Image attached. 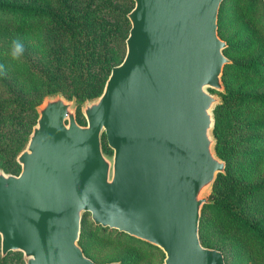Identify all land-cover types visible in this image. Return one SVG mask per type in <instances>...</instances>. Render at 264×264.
<instances>
[{"label":"water","instance_id":"95a60500","mask_svg":"<svg viewBox=\"0 0 264 264\" xmlns=\"http://www.w3.org/2000/svg\"><path fill=\"white\" fill-rule=\"evenodd\" d=\"M132 1L125 55L102 94L82 105L85 125L73 101L45 98L17 156L19 174L0 170L3 257L98 264L78 244L89 212L95 225L160 248L161 264H225L198 235L204 193L225 172L211 133L220 98L207 90L224 91L230 62L218 35L223 0Z\"/></svg>","mask_w":264,"mask_h":264},{"label":"rangeland","instance_id":"374dc122","mask_svg":"<svg viewBox=\"0 0 264 264\" xmlns=\"http://www.w3.org/2000/svg\"><path fill=\"white\" fill-rule=\"evenodd\" d=\"M15 1L47 7L56 13L60 9L59 0ZM68 3L82 18L91 19L87 39L82 35L70 40L64 36L55 37L51 31L54 17L31 19L32 29L24 31L5 26L8 16L0 14V170L6 174L17 175L21 170L13 144L36 124L38 112L35 106L43 103L45 88L58 87L59 94L73 101L76 110L78 108L79 124L85 125L82 106L77 107L76 98L70 97V91L87 90L97 85V77L101 78V73L102 77L110 73L107 67L103 69L105 61L117 65L125 55L126 46L121 36L125 34L127 25L121 24V16L133 7L132 0H68ZM12 20L9 18L8 21ZM217 24L219 37L229 45L224 53L229 63L234 62L233 66L228 63L229 66L224 68V80L231 89H238V94H264L263 1L223 0ZM17 42L23 46V52L14 56ZM49 49L59 51L61 58L55 59L56 52ZM81 49H85L86 53ZM254 64L253 71L251 68ZM58 65L67 70H82L84 76L79 82L68 85L62 79L58 82L37 74V68L52 74ZM7 84L21 94L22 100H27L25 111L7 103L10 101L9 92L5 90ZM207 90L220 98L212 109V115L215 129L220 133V159L225 162L224 174L227 173L231 180L242 186L264 180V105H250L260 115L250 114L247 106H238L235 100L223 103L219 91ZM252 123L257 128H253ZM220 185L227 188V184ZM211 189L204 193L207 202ZM262 203L264 193H258L244 199L238 211L250 221L262 220ZM203 207L199 224L200 243L204 247L220 250L226 264H249L242 248V236L236 228L219 218L210 208ZM78 244L96 263L124 261L123 264H161L164 258L163 251L157 246L116 229L95 225L89 212L82 214ZM0 264H25L23 253L10 251L3 257L0 250Z\"/></svg>","mask_w":264,"mask_h":264},{"label":"trees","instance_id":"16d2710c","mask_svg":"<svg viewBox=\"0 0 264 264\" xmlns=\"http://www.w3.org/2000/svg\"><path fill=\"white\" fill-rule=\"evenodd\" d=\"M58 4L60 6V9L59 11H57L58 13H56L52 11V9L47 7L24 4L22 2H16L15 0H0V14H4L8 16L7 20L5 21L6 22L5 26L21 29L24 31H28L32 29L31 19L34 18L48 19L49 17H54L53 25H51L52 26L51 31L53 32L55 37L64 36L70 40L72 38L78 39V37L82 35L84 39H87L88 35L86 34V32H88L87 29L91 25V19L82 18V15L79 14L78 12H75V9L72 7L71 3H68V0H59ZM128 12H126L121 16L122 19L121 24L127 25L125 34L121 36V41L124 43L127 38L128 31L130 29V22L127 18ZM79 16L82 19H80ZM9 18H13V20L8 21ZM87 42H91V40H87ZM227 46H229L228 43L225 49L223 50V53L226 51ZM49 50L50 52L55 51L54 49L52 50L49 49ZM81 52L86 53L85 49H81ZM55 54H56L54 55L55 59L61 58L59 56V51L56 52ZM229 64H226L224 68L229 66ZM233 65L234 62L231 64V66ZM113 66L115 65H111L109 64L108 61H105L103 69L107 67L106 69L111 71V68ZM254 66L255 64L251 68L253 71H254L253 69ZM224 68H223V72H224ZM37 74L44 76L45 78H48V80H54L59 82L62 79L64 82H67L68 85L73 82L76 83L79 82L80 79L84 76V72L82 70H77V68H70L67 70L61 68V66L59 65L55 67L54 72L52 74H49L45 70H39L38 68H37ZM108 76L109 75L107 74L106 76L102 77V73H101V78L96 76L98 78V84L91 86L90 89L71 90L70 97L76 98L77 107L82 106L86 101H92L98 98L103 92V88ZM221 80L224 86V91L220 94L223 103H226L229 100H235L238 103V106L239 105L247 106L250 109L249 110V113L251 112L250 114L260 115V113H258L256 109L250 108V105L252 106L254 104L264 105V94H257L252 92L238 94V89H231L229 87L227 81L224 80L223 73ZM5 90L6 92H9V96H10L9 97L10 101L7 103L12 104L14 107H20L21 110L25 111L24 109L27 108L25 106L27 100L25 99L22 100L20 97L21 94L11 85L7 84V86H5ZM45 92L46 93L44 97L46 98L47 96H53L59 94V89L56 86H53L51 88L47 87L45 88ZM238 96H240V100L237 101ZM23 105L25 107H23ZM38 106L39 104H37L35 107ZM76 119L77 122L80 123L78 118V108L76 110ZM214 125H215V118L211 133L214 139V146H213L214 152L217 155V157L220 159L222 155L221 150L219 148L220 133L217 132V129H215ZM33 126L34 125H32L29 128V130L25 132L27 137L26 135H23L21 137V140L20 139L16 140L15 143L13 144V151L15 152V155H18L26 146ZM252 127L257 128L255 123H252ZM101 142H102V150L104 154L112 155V150L107 145L105 135H102ZM220 184H224V185L227 184V188L224 189L223 187H221ZM211 188H212L211 193L208 196V202L205 203L203 206H205L206 208H210L212 211L215 212L216 215H218L219 218L224 219V221H226L229 225L236 228V230L242 236V240H243L242 248L244 254L248 259V262H250L249 264H264V219L259 221H250L238 211V208L240 207V204L244 199L254 197L258 193H264V180H261L260 182L251 185L242 186L240 185V183L231 180L227 173L225 174L219 173L217 174ZM262 204L264 205V203ZM199 224H200V220H199ZM198 235H199V230H198ZM79 246L82 248L80 244ZM82 250L84 254L87 257H89L85 253L83 248ZM224 261L226 264L225 256H224ZM109 262H113V261H109ZM119 263L123 264L124 261L123 262L120 261Z\"/></svg>","mask_w":264,"mask_h":264},{"label":"clouds","instance_id":"9594fccd","mask_svg":"<svg viewBox=\"0 0 264 264\" xmlns=\"http://www.w3.org/2000/svg\"><path fill=\"white\" fill-rule=\"evenodd\" d=\"M23 52V46L20 43H15V47H14V51H13V55H19Z\"/></svg>","mask_w":264,"mask_h":264}]
</instances>
